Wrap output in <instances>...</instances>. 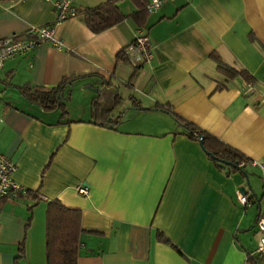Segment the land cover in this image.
Returning a JSON list of instances; mask_svg holds the SVG:
<instances>
[{"label": "crops", "instance_id": "1", "mask_svg": "<svg viewBox=\"0 0 264 264\" xmlns=\"http://www.w3.org/2000/svg\"><path fill=\"white\" fill-rule=\"evenodd\" d=\"M57 1L0 0V39L49 26L64 42L60 50L43 43L0 69V151L17 164L15 179L38 195L0 201V264H15L23 242L21 264H48L54 200L82 211L79 264H262L249 258L264 216L260 169H219L169 113L136 104L170 107L264 161V0H163L143 26L126 19L100 33L84 11L106 0H76L78 16L61 23ZM119 4L126 14L137 10L131 0ZM140 28L155 56L135 67L127 48ZM123 50L128 60L118 59ZM215 54L257 83L221 73ZM68 76L77 79L61 95L66 116L17 88L55 87ZM99 96L111 117L121 116L117 127L93 121Z\"/></svg>", "mask_w": 264, "mask_h": 264}, {"label": "trees", "instance_id": "2", "mask_svg": "<svg viewBox=\"0 0 264 264\" xmlns=\"http://www.w3.org/2000/svg\"><path fill=\"white\" fill-rule=\"evenodd\" d=\"M123 0H106L95 7L88 8L84 11V19L87 26L94 32L100 33L121 21L133 19L139 26H143L148 17L147 3L149 0H131L137 6V10L132 14H126L120 7ZM118 59H127L125 50L119 52ZM218 63V69L221 73L229 78L241 76L250 84L255 85L257 80L255 76L247 69H240L222 61L219 55H213ZM76 77L68 76L55 87H39L34 88L30 85L18 86L17 88L31 102L39 104L47 111L61 109L64 116L68 111L66 104L62 101V93L65 87L76 80ZM224 85H220V88ZM101 97L95 98L92 102L91 110L93 121L96 124L110 127H117L120 118L111 117V110L105 109L99 103ZM136 106L143 110H163L169 113L172 118L184 128L187 136L193 140H198L208 155V157L216 164L219 169H226L228 172L242 171L246 173V167H240L242 161L250 162V158L246 157L238 149L229 144L224 143L216 136L210 134L201 127L184 119L176 114L172 108L164 106H156L153 108H145L140 102ZM28 198H38L36 192L29 191L26 195ZM31 215L27 226L32 222L33 206H30ZM82 225V211L78 208H71L64 205L60 200L50 201L47 206L46 216V243H47V261L48 264H79V250L81 246V235L84 233ZM159 238L164 242H170L169 239L159 234ZM26 245L23 242L19 247V255L15 264H21V260L26 257Z\"/></svg>", "mask_w": 264, "mask_h": 264}, {"label": "built area", "instance_id": "3", "mask_svg": "<svg viewBox=\"0 0 264 264\" xmlns=\"http://www.w3.org/2000/svg\"><path fill=\"white\" fill-rule=\"evenodd\" d=\"M75 3L76 0L56 2L58 23L78 16L79 12ZM162 3L163 0H149L146 5L148 12L157 11ZM43 43H50L59 50L64 47V42L57 36L56 30L49 26H33L23 34H13L0 39V69L9 59L27 55ZM127 53L135 67L144 66L153 61L155 55L151 38L143 28L138 30L137 37L127 48ZM239 166L256 167L260 169L264 177V161L251 159L248 163L242 161ZM17 169V164L0 151V201L6 198H20L29 193V189L15 179L14 174ZM77 190L81 195L89 194V188L85 185L79 186ZM238 199L241 203L248 204V196L240 191ZM257 227L259 230L257 248L255 252L249 253V258L258 257L264 264V216L258 218Z\"/></svg>", "mask_w": 264, "mask_h": 264}, {"label": "rangeland", "instance_id": "4", "mask_svg": "<svg viewBox=\"0 0 264 264\" xmlns=\"http://www.w3.org/2000/svg\"><path fill=\"white\" fill-rule=\"evenodd\" d=\"M42 219H43V215H42Z\"/></svg>", "mask_w": 264, "mask_h": 264}]
</instances>
